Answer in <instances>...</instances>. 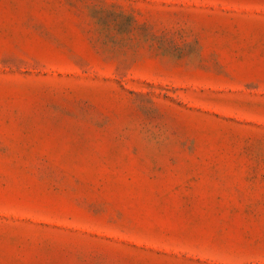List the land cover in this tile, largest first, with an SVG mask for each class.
Listing matches in <instances>:
<instances>
[{"label": "rangeland", "instance_id": "374dc122", "mask_svg": "<svg viewBox=\"0 0 264 264\" xmlns=\"http://www.w3.org/2000/svg\"><path fill=\"white\" fill-rule=\"evenodd\" d=\"M0 264H264V0H0Z\"/></svg>", "mask_w": 264, "mask_h": 264}]
</instances>
